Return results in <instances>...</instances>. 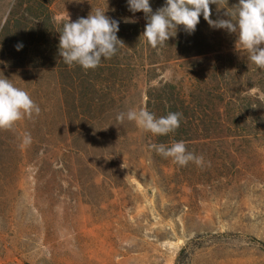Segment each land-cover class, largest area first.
Masks as SVG:
<instances>
[{
    "label": "rangeland",
    "instance_id": "obj_1",
    "mask_svg": "<svg viewBox=\"0 0 264 264\" xmlns=\"http://www.w3.org/2000/svg\"><path fill=\"white\" fill-rule=\"evenodd\" d=\"M14 1L0 0V18ZM106 2L56 0L53 11L75 22ZM237 38L226 41L236 49ZM159 73L182 77L175 64ZM4 77L41 112L0 130L1 150L13 154L0 174V264H264V140H228L215 165L185 183L153 167L146 132L127 120L124 162L101 165L103 177L75 153L54 79ZM133 87L128 110L145 107L147 77Z\"/></svg>",
    "mask_w": 264,
    "mask_h": 264
},
{
    "label": "trees",
    "instance_id": "obj_2",
    "mask_svg": "<svg viewBox=\"0 0 264 264\" xmlns=\"http://www.w3.org/2000/svg\"><path fill=\"white\" fill-rule=\"evenodd\" d=\"M55 2L15 0L0 18V78L24 71L54 79L69 138L89 171L105 177L101 165L114 169L124 162L119 150L127 134V119L120 123L116 116L128 111L131 90L141 75L147 77L148 111L156 117L182 113L175 132L163 136L146 132L153 167L172 168L171 178L186 183L207 172L219 156L218 147L234 144L230 139H240L244 146L253 145V139L264 140V69L251 63L246 52L235 49V43L226 41L235 33L217 31L201 15L194 32L179 26L176 36L153 49L141 36L145 14L130 11L128 0H107L102 10L119 22L117 36L125 46L96 69L84 70L79 65L69 67L59 55V31L66 20L56 19ZM149 3L155 12L166 0ZM238 3L227 0L219 9L210 5L211 19H228L225 13ZM170 64L179 67L182 77L158 81L159 72ZM174 141H183L188 151L203 156L204 165L189 162L181 167L150 149L152 144L169 147ZM12 159L13 154L0 147V174Z\"/></svg>",
    "mask_w": 264,
    "mask_h": 264
},
{
    "label": "clouds",
    "instance_id": "obj_3",
    "mask_svg": "<svg viewBox=\"0 0 264 264\" xmlns=\"http://www.w3.org/2000/svg\"><path fill=\"white\" fill-rule=\"evenodd\" d=\"M227 3V0H166L164 6L153 12L149 0H128L129 10L143 12L147 23L142 37L153 49L163 47L176 36L179 26L192 33L200 21L201 15L207 23L217 29H225L237 35L236 48L247 53L248 60L258 69H264V0H239L232 11L225 13L228 19H211L210 5ZM106 11L96 8L84 18L75 22L68 16L59 31V55L66 65H79L84 70L96 69L102 60L111 59L120 47L125 46L118 38L119 22L107 16ZM19 50V46H17ZM40 107L31 98L29 92L15 86L6 77L0 78V130H11L17 122L38 116ZM182 113L169 112L156 117L146 107L120 112L116 119L123 123L125 119L145 132L154 136L168 135L180 127ZM30 137L26 135L25 142ZM150 149L164 158H171L181 167L189 162L202 167L203 156H197L187 150L183 141H174L171 146L152 144ZM123 167V165H122Z\"/></svg>",
    "mask_w": 264,
    "mask_h": 264
}]
</instances>
